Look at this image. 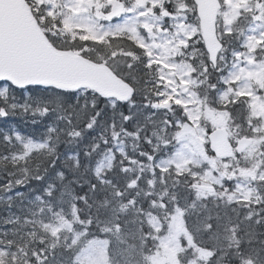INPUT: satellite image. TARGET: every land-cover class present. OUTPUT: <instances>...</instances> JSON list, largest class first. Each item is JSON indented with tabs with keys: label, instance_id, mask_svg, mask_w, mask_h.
Masks as SVG:
<instances>
[{
	"label": "snow or ice",
	"instance_id": "1",
	"mask_svg": "<svg viewBox=\"0 0 264 264\" xmlns=\"http://www.w3.org/2000/svg\"><path fill=\"white\" fill-rule=\"evenodd\" d=\"M0 264H264V0H0Z\"/></svg>",
	"mask_w": 264,
	"mask_h": 264
}]
</instances>
